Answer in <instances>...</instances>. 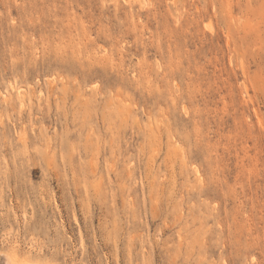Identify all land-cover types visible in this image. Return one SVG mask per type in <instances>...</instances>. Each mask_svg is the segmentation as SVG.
Returning a JSON list of instances; mask_svg holds the SVG:
<instances>
[{
  "label": "rangeland",
  "instance_id": "374dc122",
  "mask_svg": "<svg viewBox=\"0 0 264 264\" xmlns=\"http://www.w3.org/2000/svg\"><path fill=\"white\" fill-rule=\"evenodd\" d=\"M0 91V250L264 264V0H0Z\"/></svg>",
  "mask_w": 264,
  "mask_h": 264
},
{
  "label": "bare ground",
  "instance_id": "6f19581e",
  "mask_svg": "<svg viewBox=\"0 0 264 264\" xmlns=\"http://www.w3.org/2000/svg\"><path fill=\"white\" fill-rule=\"evenodd\" d=\"M0 94H2L3 98L6 99V94L1 93V91ZM0 264H49V263H46L40 259H33L32 257H28V256H21L17 254L15 251H7L1 249Z\"/></svg>",
  "mask_w": 264,
  "mask_h": 264
}]
</instances>
